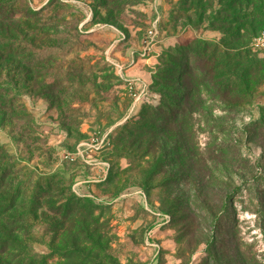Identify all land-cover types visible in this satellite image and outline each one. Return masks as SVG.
Wrapping results in <instances>:
<instances>
[{
  "label": "rangeland",
  "instance_id": "374dc122",
  "mask_svg": "<svg viewBox=\"0 0 264 264\" xmlns=\"http://www.w3.org/2000/svg\"><path fill=\"white\" fill-rule=\"evenodd\" d=\"M263 31L264 0H0V264H264Z\"/></svg>",
  "mask_w": 264,
  "mask_h": 264
},
{
  "label": "built area",
  "instance_id": "2783aa9c",
  "mask_svg": "<svg viewBox=\"0 0 264 264\" xmlns=\"http://www.w3.org/2000/svg\"><path fill=\"white\" fill-rule=\"evenodd\" d=\"M149 34L152 35L153 31H150ZM255 46L264 51V31L261 33V35L256 40ZM115 66H117V68L119 70V75L125 81V83L127 84L128 88H129V90H130V92L132 94H133V91H134L135 87L138 86L139 84H141L140 89L142 88L143 89V93L145 92L146 86L143 83H141L140 80H129V79H126L124 77V75H123V69L120 66H118V65H115ZM140 96L141 95H136V94L134 95V98L136 99V102L140 100Z\"/></svg>",
  "mask_w": 264,
  "mask_h": 264
},
{
  "label": "trees",
  "instance_id": "16d2710c",
  "mask_svg": "<svg viewBox=\"0 0 264 264\" xmlns=\"http://www.w3.org/2000/svg\"><path fill=\"white\" fill-rule=\"evenodd\" d=\"M188 52H190V51H187V53H188ZM191 55H192V54H191ZM194 56H197V53H194ZM260 124L264 126V119H262V120L260 121Z\"/></svg>",
  "mask_w": 264,
  "mask_h": 264
},
{
  "label": "crops",
  "instance_id": "0c3cea01",
  "mask_svg": "<svg viewBox=\"0 0 264 264\" xmlns=\"http://www.w3.org/2000/svg\"><path fill=\"white\" fill-rule=\"evenodd\" d=\"M124 75V74H123ZM124 77H125V75H124ZM126 78V77H125ZM129 79V78H128ZM129 80H133V79H129ZM134 80H136V79H134ZM140 87H141V85H140Z\"/></svg>",
  "mask_w": 264,
  "mask_h": 264
}]
</instances>
